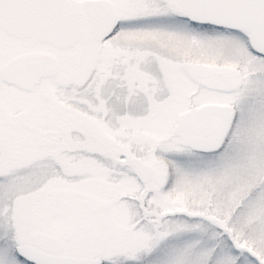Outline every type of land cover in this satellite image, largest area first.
<instances>
[{"label":"snow or ice","instance_id":"1","mask_svg":"<svg viewBox=\"0 0 264 264\" xmlns=\"http://www.w3.org/2000/svg\"><path fill=\"white\" fill-rule=\"evenodd\" d=\"M0 264H264V0H0Z\"/></svg>","mask_w":264,"mask_h":264}]
</instances>
